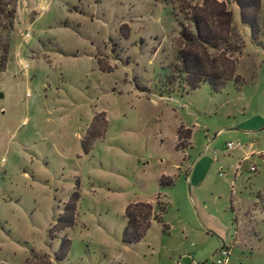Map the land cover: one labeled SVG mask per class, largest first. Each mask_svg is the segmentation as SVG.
Instances as JSON below:
<instances>
[{
	"label": "rangeland",
	"instance_id": "rangeland-1",
	"mask_svg": "<svg viewBox=\"0 0 264 264\" xmlns=\"http://www.w3.org/2000/svg\"><path fill=\"white\" fill-rule=\"evenodd\" d=\"M206 1L230 13L239 87L187 90L177 74L179 25ZM13 9L0 71V264L30 251L50 264H215L221 246L225 264H264V0L249 13L254 39L231 0H15ZM98 113L105 129L84 154ZM75 187L73 224L59 230ZM133 202L163 203L166 233L151 221L122 243Z\"/></svg>",
	"mask_w": 264,
	"mask_h": 264
},
{
	"label": "trees",
	"instance_id": "trees-1",
	"mask_svg": "<svg viewBox=\"0 0 264 264\" xmlns=\"http://www.w3.org/2000/svg\"><path fill=\"white\" fill-rule=\"evenodd\" d=\"M231 1L238 9L241 24L248 28L250 37L254 39L255 19L253 16L249 17V13H255L258 0ZM14 2L15 0H0V71L3 69L8 47V42L2 34L5 36L11 30ZM206 3L203 8L195 9L191 13L188 19L190 27L179 25L177 74L182 76V84L187 90H194L201 83H206L212 92H216L226 82L239 87L245 82L242 76L235 75L241 43L231 27L230 13L223 8L221 3L215 1H206ZM105 125L106 121L102 113L92 116L80 142V149L84 154L91 141L104 131ZM178 128L177 130H180V127ZM184 131L183 139L188 140L190 133L187 129ZM175 138H180L179 131L176 132ZM170 184V179L165 182L159 180L157 183L158 187ZM77 198L75 187L64 203L61 214L55 218L54 226L59 227V230L72 226ZM163 212V203L133 202L127 204L123 211L125 221L120 235L121 242L125 244L138 242L151 221L159 224L160 233L165 234L167 226L162 223ZM67 244L66 238L60 239L53 253L54 260L58 261L64 257ZM21 264H50V262L43 255L37 256L30 251Z\"/></svg>",
	"mask_w": 264,
	"mask_h": 264
},
{
	"label": "built area",
	"instance_id": "built-area-1",
	"mask_svg": "<svg viewBox=\"0 0 264 264\" xmlns=\"http://www.w3.org/2000/svg\"><path fill=\"white\" fill-rule=\"evenodd\" d=\"M24 37H27V36L25 35ZM232 147H233V145L228 143V144H226L225 149L231 150ZM217 255L219 258L216 259L215 264H225L227 261V257L229 255L228 249L221 246Z\"/></svg>",
	"mask_w": 264,
	"mask_h": 264
}]
</instances>
